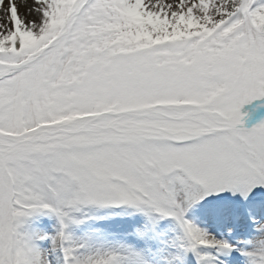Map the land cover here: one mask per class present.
I'll use <instances>...</instances> for the list:
<instances>
[{
  "label": "snow or ice",
  "instance_id": "1",
  "mask_svg": "<svg viewBox=\"0 0 264 264\" xmlns=\"http://www.w3.org/2000/svg\"><path fill=\"white\" fill-rule=\"evenodd\" d=\"M26 2V0H25ZM0 0V264H164L170 218L201 264L230 252L187 215L222 193L264 190V0ZM82 206L146 223L79 239ZM54 215L55 234L27 227ZM238 249L264 264V220ZM50 240L43 249L37 241Z\"/></svg>",
  "mask_w": 264,
  "mask_h": 264
},
{
  "label": "rangeland",
  "instance_id": "2",
  "mask_svg": "<svg viewBox=\"0 0 264 264\" xmlns=\"http://www.w3.org/2000/svg\"><path fill=\"white\" fill-rule=\"evenodd\" d=\"M19 7V5H18ZM260 101H253L242 107V119L248 126L257 122L258 115L264 106ZM80 219L79 224H70L69 231L79 239H125L136 227L146 223V218L140 214L127 215L123 208H99L82 206L72 213ZM188 217L200 227L206 229L218 239H226L236 249L230 252H220L216 248L202 247V252L212 253L213 264H247L246 257L238 249L247 248L249 242L257 235L254 220H264V190L257 191L248 200L222 193L199 202L187 213ZM27 227L40 233L55 234L59 227L54 215L38 213L29 218ZM161 236L150 241V247L158 250V259L164 264H201L195 253L188 250L186 241H182L179 227L170 218L160 221ZM43 249L51 247L50 240L37 241ZM53 264L63 262L62 254L54 253ZM206 264V262H205Z\"/></svg>",
  "mask_w": 264,
  "mask_h": 264
},
{
  "label": "bare ground",
  "instance_id": "3",
  "mask_svg": "<svg viewBox=\"0 0 264 264\" xmlns=\"http://www.w3.org/2000/svg\"><path fill=\"white\" fill-rule=\"evenodd\" d=\"M17 4L19 5V11L22 17L31 19V15L28 12V8L31 6L32 4V0H17ZM2 15V14H0ZM60 253L59 249L54 250V253ZM60 264H63L62 262H60Z\"/></svg>",
  "mask_w": 264,
  "mask_h": 264
}]
</instances>
